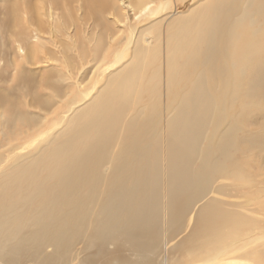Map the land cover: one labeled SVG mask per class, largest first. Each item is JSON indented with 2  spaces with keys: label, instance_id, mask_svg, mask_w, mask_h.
I'll list each match as a JSON object with an SVG mask.
<instances>
[{
  "label": "bare ground",
  "instance_id": "bare-ground-1",
  "mask_svg": "<svg viewBox=\"0 0 264 264\" xmlns=\"http://www.w3.org/2000/svg\"><path fill=\"white\" fill-rule=\"evenodd\" d=\"M0 1L7 5L2 25L18 48L25 51L26 65L35 67L53 62L57 64L52 67L59 80L65 75L67 83L75 71L84 69L89 58L82 40L86 34L80 33L86 30L81 18L71 11L80 12L82 6H69L76 0H39V11L34 9L38 6L33 8L27 2L30 5L22 10L31 18L26 17L28 20L15 12L16 8L12 9L17 0ZM84 1L94 17L111 9L109 30L103 27L107 30L93 34L90 40L94 55L91 61L101 70L95 69L87 80L98 79L89 88L84 87L85 80L77 81V94L72 100L66 95L63 99L50 96L48 100L54 103L51 106L43 101L37 109L44 113L58 106L62 109L48 119L40 110L42 115L30 111L36 109L37 100L32 98L28 102L27 93V111L13 116L23 127L16 134L11 132L17 127L9 129V135L5 131L7 143L2 142L1 132L6 130L5 124L11 123V118L0 122V180L7 181L5 185L4 181L0 183L3 188L0 264H74L84 259L92 263L95 260L90 256H102L99 259L109 256L106 244L112 241H117L116 251H119L124 246L118 242L121 236L138 250L139 260L145 254L150 255L147 264H161L165 246H169V257L164 264H264V203L258 208L248 200L245 208L237 204L241 207L235 210L224 208L228 203L221 202L216 212L206 217L210 228L207 236L217 233L213 241L186 246L185 240L177 243L173 240L180 219L186 218L191 207L190 202L183 203L181 199V184L187 173L183 159L197 131L208 123L210 107L206 104L212 82L228 84V89L234 91L224 75L231 71L230 83H233V73L239 65L245 63L244 69H251L264 59V0L244 3V16L232 13L242 4L241 0H127L126 7L125 0ZM182 1L185 5L193 2L195 7L185 10L179 6ZM79 2L82 0L75 3ZM61 3L68 5L64 14L54 8ZM170 9H173L171 15L162 16L164 19L159 21L162 25L153 24ZM34 11L38 16L32 15ZM22 19L26 26L20 25ZM88 21L86 28H90ZM114 24L117 27L112 29ZM122 24L120 29L118 25ZM16 26H25L27 38L34 36L42 43L47 41V48L29 43L21 32L23 29L14 34L11 30L18 29ZM151 27H158L166 34L161 58L144 41ZM125 32H128L126 37ZM45 35L48 40L44 39ZM117 39L121 45L112 47ZM100 48L104 50L101 57L97 55ZM70 54L78 57L71 61ZM28 70L22 69L19 78L28 77ZM13 71L17 73L18 68L14 66ZM104 79L105 83L98 87ZM3 88L0 84V99L7 93ZM244 88L252 98L264 90V81L254 76ZM159 90H164L163 96L174 116L161 136L155 138L161 114L154 108L144 117L142 105L152 101L159 106ZM181 94L186 96L183 101ZM1 118L4 117L0 112ZM115 143L124 144L114 149ZM142 143H155V149ZM164 143H170L171 149L162 167L160 150ZM256 145H261L260 139ZM256 145L255 149L259 148ZM5 147L13 154L7 155ZM26 148L28 152H23ZM113 150L120 155L112 160ZM109 163L111 168L107 167ZM6 167L11 169L9 173L4 170ZM147 180L149 189L144 187ZM163 181L169 185L164 211L172 207L177 210V216L173 220L172 236L166 241L151 242L148 236L158 220V192L150 189H160ZM14 184L18 185L16 198L11 190ZM121 197L127 199L119 203L124 211L120 217L114 210ZM223 209L236 213L235 226L221 216ZM99 221L100 228L106 229L102 232L106 240H96L95 226ZM168 221L164 220L165 225ZM259 247H262L260 252L256 251Z\"/></svg>",
  "mask_w": 264,
  "mask_h": 264
},
{
  "label": "rangeland",
  "instance_id": "rangeland-1",
  "mask_svg": "<svg viewBox=\"0 0 264 264\" xmlns=\"http://www.w3.org/2000/svg\"><path fill=\"white\" fill-rule=\"evenodd\" d=\"M76 1L78 2V0ZM76 1L73 2L74 4L71 3L69 6L72 5L76 7L77 4H80L82 6L80 12L76 10L71 11L73 14H76L81 18V23L84 27V30H86L85 32L80 34H82L83 36L86 34L85 37L82 38V40H84L87 45L89 55L87 51L86 53L87 58L89 59H87L88 62L85 63L83 67L84 69L81 71H75L72 77L73 79L69 80L68 83L66 82L65 75H61V80H59V77L56 74L57 72L53 70L54 68L52 67V64H57L53 62H49L50 65H38L35 67H30L29 65L25 64V51L22 52L23 50L18 48L19 45L15 42L12 35L8 32L9 30H6L2 25L7 16L5 11L7 5L5 4V2L0 1V84L4 87V91L7 90V93L3 96L4 99H0V112L4 117L0 119V122L3 123V120H5L6 122V119L11 118V123L5 124L6 130L1 132L3 135V138H1L3 143H7V136H5L6 132L8 133V135L11 133L16 134L18 130L23 127V125L17 124L19 120L14 119L13 116H15L17 113L27 111V103L25 101V95L27 93L28 102L30 101V99L32 100V98H35L37 100L35 104L36 109L31 108L30 111L35 115H42L39 112L40 110L43 113L45 119H48L53 118L54 115L56 116L61 112L62 109L59 108L60 106H58L56 108L49 109L47 113H44L41 109H37L41 104H43V101H48V106H51V104L54 103L48 100V97L50 96H59L63 99L66 95V98L70 97L72 100L76 97L75 95L77 94V81H80L81 79L85 80L84 87L87 86V88H89L90 85H93L98 79L95 78V81L89 79L91 78L90 76H92L95 69L97 71L101 70L97 69V64H93L91 61L94 55L92 54V42L90 40L94 38L93 34L100 35L99 33L105 32L107 29L109 30L108 24H111L109 13L111 9L103 10L100 14V17L95 16L98 18L97 19L89 10L87 2L85 4V1L82 0V3H75ZM247 1L248 0H241L243 5L238 4V7L232 10V13H234L236 16H244V3H247ZM62 2H64V0ZM1 3H3L2 6ZM39 3L41 4L39 0H30V2L29 0H17L14 5L15 7L12 5V9L14 10L16 8L15 12H17L19 15L23 14L24 18L27 17L28 19H31L27 13H23V10H25L28 4L33 8L35 6H38L34 9L36 11H39L41 8V5H39ZM64 4L65 3H61L57 7L54 6V8L57 9L56 11L60 13L63 12L64 14L68 6L67 4ZM91 4L93 3H90V5ZM165 4L166 2L164 3V5ZM128 5L129 2L125 0L124 7ZM179 6L185 7V10H191L195 7L193 2L185 5L183 1L179 3ZM58 8H60V10L62 11L58 10ZM18 9H20L21 11L19 12ZM129 9L130 8H128L127 11H131ZM172 10L173 9L165 11V13L161 14L158 19H155V22L153 24L162 25V23L159 22L160 20L164 19L162 18V16L171 15ZM3 14H6V16ZM1 15L5 17L2 18ZM32 15L38 16L35 11ZM128 16L130 17L131 15ZM82 18H85L84 22ZM86 21L89 22L88 26L90 28L85 27V23H87ZM21 24L26 26L24 19H22L20 25ZM25 26H16V28L18 29L12 28L11 31L14 34H17L20 32V30L23 29V31L21 32H23L25 36L28 34ZM98 26H100V28H97ZM118 26H121L120 29H122L124 25L122 24ZM103 27H107V29L105 28L104 30ZM116 27L117 24H114L112 26V29H115ZM6 31L9 33V35L8 33H6ZM71 32L73 31L71 30ZM60 34L61 33H58V35ZM127 34L128 32H125L123 35L126 37ZM60 36L61 38L64 37L62 34ZM125 37H123L122 40L121 38H119V40H121L120 42L123 43ZM165 37L166 34L163 33L162 30L158 27H151L150 33H148L144 37L145 43L150 47H153L155 53L159 52V58H161L163 54ZM44 39L48 40L46 35ZM27 40L30 41L29 43L31 44L34 43L33 45H42L45 49L48 46L47 41H45L46 43H42V41H38V39L34 38V36L31 38H27ZM118 42L119 41L117 39L116 42H114V44H112L111 46L113 47L114 45H121ZM103 52L104 50L100 48V51L97 53V55L101 57L103 55ZM77 57L78 55L76 54H70L69 56L71 61H73L74 59L76 60ZM110 60H112V58H110ZM127 61L128 59L124 60L123 64H126ZM104 64L108 66L107 63L104 62ZM244 64L239 65L238 70L233 73V76L235 77L233 83H230V78L232 75L231 71H228L224 75L226 77L225 81L229 80V84L233 86L234 91H230L228 89V84H220L217 81H214L211 84V95L207 97L206 104L210 107V116L208 123L204 125L199 131H197L196 135L189 143L187 153L183 159L187 164V173L181 184V199L183 203L190 202L189 204L191 207L186 212L188 213L186 214V218L180 219L181 223L178 224V228L174 232L173 240L175 243L185 240L186 242H188L186 246H192L199 242L203 244L207 241H213V239L217 237V233L212 232L209 236H207L210 228L207 226L208 224L206 221V217L208 215L211 216L213 212H216L215 208H218L217 205L221 202H223V204L224 202L228 203L225 204L224 208L227 207L235 210L236 208L241 207L237 204L243 205V208H245L246 202L248 200H250L252 204L258 208L264 203V143H262L264 140V90L260 91L261 94L254 95V97L251 98L248 96L247 92H245L244 88V86H247L248 82H250L252 77L254 76H257L260 80L264 81V59L261 63H257L251 69L250 67L249 69H244ZM14 66L18 68L17 73L13 71ZM78 66L80 65L78 64ZM22 69H30L28 70L30 71V75L28 77L26 75L23 78H19ZM87 77H89V80H87ZM105 80L106 79L101 81L98 87L102 86V84L105 83ZM11 89H14V91L11 92ZM163 95L164 90H159V106H157V102L152 101H146V103L142 105L144 117L145 115L151 113L154 108L158 111V113L161 114V125L155 138L161 136L166 124L170 122L169 119L173 118L174 116L171 112L170 104L168 103V101H166ZM180 97L183 101L186 96L184 94H181ZM140 110L141 109L134 112V116H136L140 112ZM127 118H129V116H127ZM16 127L18 129H15L14 132L10 133L9 129H14ZM259 139L261 141V145H256L257 143H259ZM118 144L122 146L124 143H115L114 149ZM142 145H144V147H152V149H155V143H142ZM255 145L259 146V148L255 149ZM169 149H171V144L164 143V146L160 150L162 167L166 165L167 158L170 155ZM4 150L8 151L7 155L13 154V152H10L6 147L4 148ZM23 152H28V149L26 148V150H24ZM119 155L120 153L116 152L115 150L110 152V157H112V160L118 158ZM110 157L108 156V158L111 160ZM107 167L111 168L112 163H109ZM108 168L105 169V172L108 170ZM4 170L7 173L11 171L9 167H6ZM2 181L4 180H0V183ZM6 182L7 181H4V185ZM149 183L150 181L147 180L144 187L148 188L147 185ZM245 184H247L248 186H246ZM17 188L18 185L14 184L11 189L12 192L15 193V198ZM1 190H3L2 187H0V191ZM150 190L158 192L156 206L158 220L155 221V224L153 225L151 230V234L148 236V240L151 242H154L153 240L155 239L166 241L167 238L172 236L171 231L173 220L177 216V210L171 207L166 212L164 211L166 204L165 195L169 190V185L166 183V181H163L162 187L160 189L151 188ZM124 199H127V197H121L120 199H118L114 210V213L120 217L124 215V211L123 208L119 206V203ZM220 214L223 218H228L230 223L235 226V212H232L228 209H223V213ZM251 214L248 216H251ZM165 219H169L168 224L166 225L164 222ZM101 225L102 223L99 221L95 226V229L97 231V241L107 239L106 235H103L102 233L106 232V229L100 228ZM116 242L117 241H112L111 243L106 244V249L108 251L107 254H109V256H107L106 258L104 257L102 259H99L98 257L102 256L95 255L90 256V259L95 260L92 263L84 259L83 261H76L74 264H147L149 262L148 260L151 259L150 255L145 254L143 258L139 260L137 257L138 250H136L133 245L128 243L124 236H121V238L118 239V242L124 243V246L119 251H116ZM259 244L262 245V243ZM256 251H262V247L257 248ZM168 252L169 246H165L162 250L164 256L161 260V264H164L165 260L169 257ZM255 261L257 260L255 259Z\"/></svg>",
  "mask_w": 264,
  "mask_h": 264
}]
</instances>
